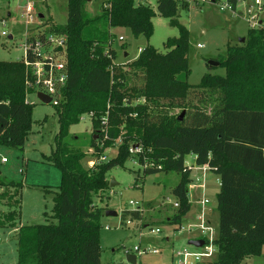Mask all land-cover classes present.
<instances>
[{"label": "trees", "instance_id": "trees-1", "mask_svg": "<svg viewBox=\"0 0 264 264\" xmlns=\"http://www.w3.org/2000/svg\"><path fill=\"white\" fill-rule=\"evenodd\" d=\"M225 1L232 11L237 9L239 0ZM88 3L68 0L64 26L49 21L26 39L64 37V49L59 51L67 80L59 104H51L59 132L54 150L45 157L61 172L53 216L44 224L17 229L18 264H101L104 211L95 207L94 198L109 188L107 174L134 158L144 167L143 177L180 175L172 190L179 207L168 218L169 225H180L191 209L187 156L195 157L197 167L208 166L221 182L216 197L217 254L208 264H246L248 258L259 256L264 245V21L249 27L245 42L229 44L225 58L216 60L225 76L207 73L194 86L187 81L189 31L179 22L180 11L188 10L189 2L156 0L157 13L170 20L179 36L164 43V53L147 45L125 65L117 64L112 31L129 29L135 38L149 40L156 11L135 0H107L100 14L90 17ZM33 80L22 61H0V146L23 150L33 125V105L27 101ZM84 116L91 117L97 130L88 145L96 155L92 167L83 164L87 145H78L69 133ZM117 141L116 156L100 161ZM132 148L140 153L132 155ZM0 186L17 189L12 204L5 194L0 196L9 210L0 211V228L15 229L21 185L0 181ZM127 216L141 219L138 210L123 213Z\"/></svg>", "mask_w": 264, "mask_h": 264}, {"label": "rangeland", "instance_id": "rangeland-1", "mask_svg": "<svg viewBox=\"0 0 264 264\" xmlns=\"http://www.w3.org/2000/svg\"><path fill=\"white\" fill-rule=\"evenodd\" d=\"M255 1H260L263 5L260 19L264 21V0H239L235 12L221 10L225 0H221L217 5L205 3L199 7L191 1L188 10L180 11L179 22L189 31L188 59L191 71L187 81L190 85L200 84L207 73L225 76L226 72L222 66L210 70L207 64L210 61L224 59L229 44L239 45L240 40L246 38L249 24L245 18L247 12L252 10L251 7L256 9ZM28 2L34 3L35 6L34 20L30 25L26 24L24 16ZM106 2L107 0L90 1L86 5V13L90 17L99 15ZM135 3L150 6L156 11V0H135ZM67 7L68 0H0V61L23 62L24 44L28 34L49 21L64 26L68 18ZM39 15H43L44 18L40 19ZM152 22L154 34L149 40L145 37L135 38L129 29L112 31L115 36L113 46L118 53L117 64L125 65L132 62L138 57L139 51L147 45L164 53V43L169 38L179 36L178 29L171 26L170 20L162 18L157 11ZM198 45L202 47L198 48ZM31 90L32 93L27 94V101L33 105V125L23 150L0 146V181L21 185V214L16 222V228H0V264H18L17 229L22 226L44 224L45 219H51L53 195L59 191L61 185V172L45 160V157L50 156L54 150L55 137L59 132L56 111L51 104H43L38 99L34 88ZM96 131L89 116H84L81 122L72 126L69 131L70 136L78 140V145H87L83 147L86 154L83 163L85 167H92L95 161L96 155L88 145ZM119 142L117 141L114 147L105 149L102 156L104 161L102 159L100 161L108 162L113 159ZM134 159L129 160L123 168L111 170L107 174V179L110 183L113 180L114 186L109 185L105 192L94 198L95 207L104 211L100 232L101 264H129L126 262L127 255H134L136 264H177L182 259V256L178 255L179 252L185 249L189 252L201 251L200 248L189 246L187 239L188 237L198 239V230L178 232L179 227L189 229L194 223H198L195 216L187 217V220L184 219L177 226L168 224V218L172 217L176 210L173 207L175 198L172 190L180 183V175L158 173L143 177L144 167L139 165L136 158ZM193 159V156H187L185 159L189 168L195 165ZM202 173L199 170L191 177L188 197L195 205L198 195L196 188L204 183V196L210 199V205H214L215 191L218 189L216 177L207 171L204 180ZM136 174L140 175L138 181L135 179ZM16 192L15 188L0 186V196L5 194L10 204L15 200ZM4 202L0 200V211L7 213L9 210L4 206ZM137 209H140L141 214L139 221L128 216L123 217V213ZM107 211L114 212L115 216H106ZM210 224L215 226L214 223ZM152 230L160 233L153 234ZM166 238H170V241ZM135 248L145 252L157 250L159 253H145L139 256ZM246 264H264V245L261 254L248 258Z\"/></svg>", "mask_w": 264, "mask_h": 264}, {"label": "built area", "instance_id": "built-area-1", "mask_svg": "<svg viewBox=\"0 0 264 264\" xmlns=\"http://www.w3.org/2000/svg\"><path fill=\"white\" fill-rule=\"evenodd\" d=\"M186 1L189 3L193 1L198 5L208 3L207 0ZM34 7V3L32 2H28L26 5L24 16L26 18L27 25H30L34 20ZM255 7V10L251 7L252 10L247 12V17L245 18L250 28H257L263 21L260 19V14L263 11L262 3L260 1H255ZM221 10L232 11L226 1L225 5L221 7ZM201 47V45H198V48ZM59 48L62 50L64 49V37L54 35L46 36L44 41L36 38V40L29 42L26 41L24 44L25 57L23 59V63L25 67L30 70L34 79V82H31L30 85H28V88H34L36 94L42 93L50 97V104L55 106L59 104L61 90L65 86L67 80L65 66L66 62L64 56L60 53ZM29 57H31L33 60H30ZM130 153L135 156L136 154L140 153V150L138 148H132ZM102 160L104 161V159ZM190 169L192 170V166ZM199 170L203 172V179L205 180L207 171H209L208 166L199 167ZM200 203L202 206H204L207 205L209 201L202 200ZM131 205L134 206L132 203ZM173 207L177 209L179 204L177 202H173ZM137 210L140 211V209ZM194 230H199L201 235L200 239L205 241V245L204 247L200 248L201 251L189 252L183 250L182 252H179L178 255L182 256V259L179 260L177 264H204L205 262H211L216 256L217 248L214 245V240L217 237V231L205 222L204 213H202L200 224L192 225L189 227V229L179 227L178 232H193ZM152 233L157 235L160 232L152 230ZM135 252H137L139 256L144 255L145 253H159L157 250L145 252L140 251L138 248H135Z\"/></svg>", "mask_w": 264, "mask_h": 264}, {"label": "crops", "instance_id": "crops-1", "mask_svg": "<svg viewBox=\"0 0 264 264\" xmlns=\"http://www.w3.org/2000/svg\"><path fill=\"white\" fill-rule=\"evenodd\" d=\"M90 1H92V0H89V2ZM193 160H194V163H195V157H194ZM194 166H196V164ZM194 166H192L191 177L193 176L194 173H198V171H199V167H197V166L194 167ZM211 174L214 175L213 173H211ZM214 176L216 177L215 183H217V185H218V189H216V191H215V195L217 197L218 193L220 192L221 182H220V178L218 176H216V175H214ZM196 190L198 192L197 193L198 195H197V198H196L195 205L193 204L192 201H190V198L188 197L189 198V202L191 203V209H190V212L186 215L185 219L187 220V217H190L191 215L192 216H195L196 219L198 220V223H194V225H196V224L201 223L202 213H204L205 214V222L209 226H211L212 228H214L217 231V227H218V224H219V214H218V211H217V199H216V204H214V205L211 204L210 205V201H209L210 199L204 196V192H203V190H204V183H203V185L197 187ZM200 190H201V192H200ZM202 200H208L209 201V203H208L209 205L202 206L201 203H200ZM175 202H176V200H175ZM207 218H208V220H207ZM210 223H214L215 226H212ZM194 231H197V230H194ZM200 236L201 235H200V232H199L198 239L201 238ZM187 239H188L189 242L191 240H196V239L190 238V237H188ZM166 240L167 241H170V238H166ZM188 245H189V243H188ZM186 251H188V250H186Z\"/></svg>", "mask_w": 264, "mask_h": 264}, {"label": "water", "instance_id": "water-1", "mask_svg": "<svg viewBox=\"0 0 264 264\" xmlns=\"http://www.w3.org/2000/svg\"><path fill=\"white\" fill-rule=\"evenodd\" d=\"M40 19H43L44 16L43 15H39ZM245 39H241L240 43H244ZM59 50H61V48H59ZM208 66L210 67H218L220 66L219 62L216 61H210L208 64ZM38 99L43 103V104H47L49 105L51 103V98L42 94V93H38L37 94ZM184 117V112L181 114V116L179 117V121H182ZM110 186L113 187L114 186V181L112 180V182L110 183ZM106 216H115V213L112 211H107L106 212ZM205 245V241L202 239H196V240H191L189 242V246L195 247V248H202ZM126 262L129 264H136V257L134 255H127L126 256Z\"/></svg>", "mask_w": 264, "mask_h": 264}]
</instances>
